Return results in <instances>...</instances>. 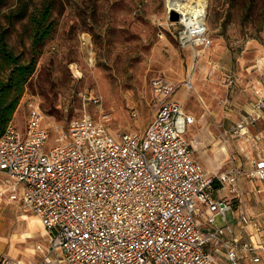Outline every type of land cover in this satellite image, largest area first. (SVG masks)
Here are the masks:
<instances>
[{"label":"rangeland","instance_id":"1","mask_svg":"<svg viewBox=\"0 0 264 264\" xmlns=\"http://www.w3.org/2000/svg\"><path fill=\"white\" fill-rule=\"evenodd\" d=\"M206 1L207 30L197 45L199 37L189 42L183 39L187 28L167 8V0H0V32L7 48L20 62L32 55L37 62L11 120L22 127L30 106L38 105L52 132L50 145L56 136L54 127H64L85 115L103 123L114 135L142 132L154 114L150 80L163 76L177 84L174 97L195 118L185 133L194 159L214 171L230 169L233 163L247 166L257 151L252 142L230 132L232 120L225 106L247 107L255 91L264 89V0ZM45 8L51 34L33 51L32 15ZM85 38L90 40L93 64L83 51ZM185 42L190 46L184 48ZM198 51L202 53L193 56ZM7 73L0 70V78ZM189 81L192 88L185 85ZM232 117L237 115L232 113ZM256 128L263 130L264 121ZM0 183L9 184L2 173ZM256 183L240 179L243 194L233 208L237 213L247 210L257 227L264 228V192L258 191ZM2 191L0 256H12L14 234L28 228L19 216L34 214L21 200L11 201ZM198 219L206 226L201 216ZM234 224L236 232L240 231ZM38 230L18 244L21 251L16 256L29 264H67L61 261L59 250L51 254V263L41 252L25 250L48 244V237ZM212 264L227 263L215 256Z\"/></svg>","mask_w":264,"mask_h":264},{"label":"built area","instance_id":"2","mask_svg":"<svg viewBox=\"0 0 264 264\" xmlns=\"http://www.w3.org/2000/svg\"><path fill=\"white\" fill-rule=\"evenodd\" d=\"M150 88L154 114L142 132L114 135L85 115L54 127L50 145L38 105L30 106L22 127L6 124L0 171L10 198L21 200L48 233L44 260L59 249L67 264H212L217 253L229 264H264V234L260 241L242 237L250 215L241 209L228 218L243 194L240 179L257 181L259 192L264 187V129L256 130L264 89L247 107L225 106L230 117L237 115L230 132L260 143L257 157L210 173L185 137L194 117L174 97L177 84L156 76ZM221 189L229 196L218 195ZM0 264L26 263L3 254Z\"/></svg>","mask_w":264,"mask_h":264},{"label":"trees","instance_id":"3","mask_svg":"<svg viewBox=\"0 0 264 264\" xmlns=\"http://www.w3.org/2000/svg\"><path fill=\"white\" fill-rule=\"evenodd\" d=\"M31 20L34 51V47L41 44L51 34L52 25L48 21V8L39 14H33ZM36 63L34 55L29 60L20 62L19 57L7 48L4 33L0 32V70H8L6 77L3 80L0 78V136L6 124L12 119L13 112L24 93L29 77L35 70Z\"/></svg>","mask_w":264,"mask_h":264},{"label":"bare ground","instance_id":"4","mask_svg":"<svg viewBox=\"0 0 264 264\" xmlns=\"http://www.w3.org/2000/svg\"><path fill=\"white\" fill-rule=\"evenodd\" d=\"M167 8L170 11H173L175 14H178L180 16L179 23H182L187 29L185 34L183 35V39L186 42H189L190 39L193 37H199L196 44H201V36L206 32V16H207V1L206 0H167ZM183 44V47L186 48L188 45L190 46V43ZM88 46H90V40L88 38H85L84 44H83V51L89 53L91 56L90 61L92 64L94 63L93 55L90 50H88ZM202 51L193 52V56L200 55ZM185 85L188 88H192L191 81L185 83ZM194 92L196 89L193 87ZM198 99L202 102V104L205 105L203 99L198 94ZM193 116V115H192ZM112 134H114L111 131ZM194 148L196 147V144L194 143ZM223 148V149H222ZM221 150L227 151L225 147H222ZM19 221H24L27 223L28 228L25 230H21L18 233H15L13 237H15L14 240H12L10 244V254L12 256H16L17 253H19L21 250L18 247V244L25 242L26 238L32 237L35 235V230H38V228H41V230H38L41 235H45L46 231L41 225V222L39 221L37 216H30L27 214H22L19 216ZM252 229H254L251 226ZM254 239V238H253ZM255 240V239H254ZM256 241V240H255ZM26 251H29L32 254H35V250L33 248H26Z\"/></svg>","mask_w":264,"mask_h":264},{"label":"crops","instance_id":"5","mask_svg":"<svg viewBox=\"0 0 264 264\" xmlns=\"http://www.w3.org/2000/svg\"><path fill=\"white\" fill-rule=\"evenodd\" d=\"M177 90V89H176ZM178 99V98H177ZM179 100V99H178ZM188 114V113H187ZM235 114V113H234ZM190 115V114H189ZM192 116V115H191ZM194 117V116H193ZM230 120H232L233 119V117L231 116H229L228 117ZM195 119V118H194ZM261 121H264V118L261 120ZM260 121V122H261ZM192 124V123H191ZM190 124V125H191ZM240 138V137H239ZM244 139V138H243ZM244 140H246V139H244ZM247 141V140H246ZM252 145H254L255 146V151H257V154H258V151H259V148H260V143H258V146L256 145V144H254V143H252ZM258 149V150H257ZM254 154H256L255 152H254ZM203 167V166H202ZM206 171H208V172H210V173H217V172H220V171H217V170H211L210 168H208L207 169V167L205 168V167H203ZM2 174H4L5 175V173L4 172H2V171H0ZM0 173V174H1ZM6 176V175H5ZM247 179H244V181H246ZM251 181V180H250ZM2 182H4L3 180H2ZM257 184L258 183H256V186H257ZM258 187V186H257ZM17 188H18V192H21V191H19V185L17 186ZM0 189H2L3 191L2 192H4V191H6L7 192V195H8V197H9V200H11V201H16V200H19V199H11L10 198V194H11V192H10V188H9V185L8 184H6V183H0ZM225 190V191H224ZM261 192H264V190H260V193ZM218 195H229V193L226 191V189H221L220 191H219V193H218ZM19 202H21V201H19ZM246 212H247V214L248 215H250V217L252 218L253 217V215L251 214V213H249L247 210H245ZM236 213H237V210H235V209H233V211L230 213V215H231V217H230V219L231 218H234L235 216H236ZM30 216H36V215H30ZM39 219V218H38ZM253 218L251 219V223L249 224V226L247 227V229H244L243 231H241L242 232V237H243V239L244 238H246V239H248V237H249V235H251V237L250 238H254L256 241H260V239L262 238V235L264 234V228L263 227H261V226H259V227H257V225H256V223H254L253 221ZM40 221V220H39ZM41 222V221H40ZM41 225L43 226V224L41 223ZM251 226L254 228V229H252L251 228ZM43 228L45 229V227L43 226ZM39 230H41V228H38ZM45 231H46V229H45ZM39 232V231H38ZM238 232H240V231H238ZM237 232V233H238ZM47 237H48V233H47V231H46V234H45ZM238 235H239V233H238ZM28 238H30V237H28ZM253 239V240H254ZM254 240V241H255ZM38 245V244H37ZM39 245H41V244H39ZM42 246V245H41ZM47 246H48V244L46 245V246H43V248H44V251H39V250H37L36 249V247L35 248H33L35 251H38V252H41L42 254H43V256H45V254H46V248H47ZM57 250H59V249H55L52 253H50V256H51V254L52 255H54V253L57 251ZM60 253V252H59ZM61 254V253H60ZM59 254V255H60ZM215 256L216 257H218L219 259H221V258H223L224 259V261L227 263V264H229V262L225 259V257L223 256V255H220V253H217V254H215ZM215 256H214V258H215ZM14 257H16V258H18V259H20L18 256H14ZM44 258V257H43ZM20 260H22V258L20 259ZM23 262H25L26 264H29V262H27V260H25L24 258H23V260H22ZM47 263H51V258H50V260L49 261H46Z\"/></svg>","mask_w":264,"mask_h":264}]
</instances>
